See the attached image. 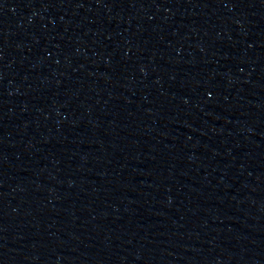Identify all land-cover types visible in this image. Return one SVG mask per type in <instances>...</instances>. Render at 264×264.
Wrapping results in <instances>:
<instances>
[{
	"label": "water",
	"instance_id": "obj_1",
	"mask_svg": "<svg viewBox=\"0 0 264 264\" xmlns=\"http://www.w3.org/2000/svg\"><path fill=\"white\" fill-rule=\"evenodd\" d=\"M0 264H219L194 0H0Z\"/></svg>",
	"mask_w": 264,
	"mask_h": 264
}]
</instances>
